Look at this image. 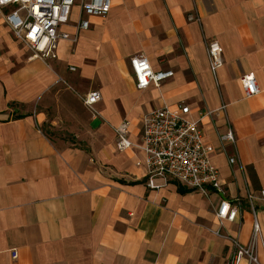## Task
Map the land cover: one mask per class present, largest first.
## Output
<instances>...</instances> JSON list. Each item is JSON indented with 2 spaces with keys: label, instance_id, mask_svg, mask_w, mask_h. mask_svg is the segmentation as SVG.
Instances as JSON below:
<instances>
[{
  "label": "crops",
  "instance_id": "obj_1",
  "mask_svg": "<svg viewBox=\"0 0 264 264\" xmlns=\"http://www.w3.org/2000/svg\"><path fill=\"white\" fill-rule=\"evenodd\" d=\"M81 19L78 2L60 28L77 41L60 40L45 64L0 11V264H228L255 221L264 264V0H113L108 16L88 17V30L78 29ZM212 41L224 59L217 82ZM136 55L174 75L139 90ZM248 73L254 97L241 84ZM94 90L95 117L82 101ZM182 102L191 120L216 112L201 128L223 193L206 197L175 180L150 190L144 153L116 147L119 124L129 121L140 144L143 118ZM229 128L236 143L224 151L219 135ZM223 199L240 211L221 225Z\"/></svg>",
  "mask_w": 264,
  "mask_h": 264
},
{
  "label": "built area",
  "instance_id": "obj_2",
  "mask_svg": "<svg viewBox=\"0 0 264 264\" xmlns=\"http://www.w3.org/2000/svg\"><path fill=\"white\" fill-rule=\"evenodd\" d=\"M113 0H0V11L10 28L14 38L26 45L31 52V59L49 64L58 58L57 49L60 40L77 41L70 35L61 32V26L67 24L73 7L79 2L82 19L79 30H88V17H106L112 9ZM190 21H199L194 15L188 16ZM210 70L217 82V73L224 65L222 48L219 42L212 41L207 45ZM130 66L139 90L151 85L159 87L162 82L174 75L173 71L156 72L144 55L133 56ZM71 70H75L72 68ZM241 84L247 97H254L260 90L254 73L242 76ZM102 99L98 90L91 91L82 97L87 109L95 117L98 115L95 105ZM225 109V106L223 107ZM190 107L181 103L176 108L165 106L151 111L143 118V133L140 144L129 139L131 123L124 121L115 128L116 147L123 152L132 148L140 149L144 155L143 163L147 167L146 185L150 190H162L175 180L186 187L196 190L208 197L211 190L222 192L223 181L219 168L212 161L214 147L204 142L201 122L213 118L214 111H208L199 120H191ZM222 147L228 143L235 144L234 132L219 135ZM225 151V147L223 148ZM230 164L236 158L229 159ZM142 162H137L140 166ZM161 179L163 183L158 184ZM264 199V190L261 192ZM240 211L239 204H232L223 199L217 210L221 225L223 221L234 222ZM219 234V233H217ZM261 234L257 221L254 222L253 236L246 246L234 242V251L228 264H242L244 258L249 264H260L256 252L257 240ZM16 258V252L13 254Z\"/></svg>",
  "mask_w": 264,
  "mask_h": 264
},
{
  "label": "rangeland",
  "instance_id": "obj_3",
  "mask_svg": "<svg viewBox=\"0 0 264 264\" xmlns=\"http://www.w3.org/2000/svg\"><path fill=\"white\" fill-rule=\"evenodd\" d=\"M51 113V112H50Z\"/></svg>",
  "mask_w": 264,
  "mask_h": 264
}]
</instances>
